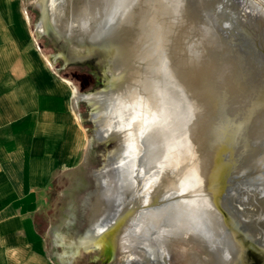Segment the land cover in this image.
Wrapping results in <instances>:
<instances>
[{"label":"rangeland","instance_id":"obj_1","mask_svg":"<svg viewBox=\"0 0 264 264\" xmlns=\"http://www.w3.org/2000/svg\"><path fill=\"white\" fill-rule=\"evenodd\" d=\"M21 1L30 18V25L38 45L43 54L49 59L52 67L59 70L62 75H69L70 79L77 85L78 90L76 91L78 93L84 94L101 89L104 84L103 79L107 75L106 68L108 65L110 66L113 54L89 42L81 44L75 38L68 39L65 35L57 33L53 28L47 33L38 32L35 29V23L40 17V9L35 0ZM135 1L137 4H133L131 11L146 10L147 21L144 22V25L149 27L154 15L153 10L157 6L156 0H145V3L144 0ZM159 1L162 5L161 28H164L168 38L166 47L168 51L172 48L171 53L174 54L175 64L178 63L176 65V70L179 73L176 81L178 91L176 92H179L177 94H180V96L178 95V99L176 97L178 108L175 119V122H179H174L173 127H171L172 125L169 123L171 121H166L164 128L169 130L166 132L164 129L167 135V137L164 135L165 138L162 141L164 143V154H162L163 157H158L157 161L160 163L161 168L174 166V170L172 169L170 174L165 172L164 175H168L170 179L175 178L177 187H163L158 190V193L152 190L148 196V202L139 208L138 215L141 214L139 218H142L145 209H155L165 202H172L176 199L177 201H186V204L185 202L183 204L182 201V204H180L181 202L178 201L180 209L181 207L184 210L190 208L189 212L191 214L193 209L200 210L202 214L199 212H196V214L203 215L204 221L201 220L202 217L199 216L200 219L197 217L198 214L197 216L194 214L196 210H193L194 215L192 214L191 219L196 216L198 218V220L196 219L197 224L189 219L190 216L184 215V217L181 214L180 217L186 220L182 218V221L179 220V226H181L179 236L162 238L156 246L153 243L151 247H138L139 254L131 260L122 259L120 264H264V128L262 127L264 125L261 124H264V118H262L263 120L258 118L264 115V0ZM121 3V0H114L110 10L116 13L121 8ZM104 17L106 18L105 21L98 25L108 34V32L115 29L113 27L118 19L109 18V16ZM139 17L141 19L143 15ZM135 22H139V20L133 21L131 25L127 26V30H124L125 33L123 32L124 35L121 36L122 32L119 29L115 30L114 33L118 37L121 36V41L128 42L129 49L135 55L131 59L133 63H139L142 72L149 74L146 57L142 50H138L139 45L135 44L139 42L140 36H143L142 31ZM211 41L212 45L210 44ZM192 44L194 49L190 48ZM214 44L217 47L220 45L219 48L222 47L223 50L217 48L216 51ZM207 45L209 46L207 47ZM210 45L214 46V53ZM185 46L188 47L187 52ZM223 46L226 47V51H224ZM209 49H212V51H209ZM220 51L223 53H220ZM225 52L226 56L224 55ZM194 53L200 55L196 56ZM193 57H197V59L206 57V59L197 61ZM222 69L224 70V76L221 75L220 77L216 73L222 74ZM230 69L232 70L229 71ZM225 70H228V74ZM229 74L230 76H228ZM189 76L191 77L189 78ZM216 76L219 78H216ZM220 78L221 80H218ZM188 89H191L192 93ZM179 90H183L184 94L190 92L189 94L186 93L189 98L183 93L181 96ZM195 91L200 92L197 94L198 96L195 95L194 97ZM222 93L225 94L223 100L221 99ZM185 96L188 102L190 100L189 103L192 106L186 103ZM216 96L218 98H215ZM236 98L239 100L237 101ZM191 99H194V102ZM234 99L236 101H233L232 106L235 104L236 107L235 105L232 107L230 103ZM215 100H217V104L214 103ZM182 101L183 103H181ZM237 102L242 103L241 107H238L240 104H236ZM226 103L229 104L228 107ZM77 104L80 121L87 133L86 163L82 170L84 183L76 184L75 176L69 174L68 177L64 178L65 184L61 185L60 190H58L63 195H60V199L53 202L52 223L54 228H50V239L54 241L52 251L56 254L66 249L71 264H114L113 261L107 260L105 256L101 257L97 248L91 249L81 242L91 220L97 215L102 217L104 214V203L99 191H106V185L104 182H100L93 175V172L102 166L106 146L96 138V127L91 120V106H89V103L79 99ZM187 104L189 107L184 106ZM182 106L187 109L193 108L192 110L188 109L192 115L185 117L186 114L190 115V113ZM181 108H184L187 112ZM228 108L227 111L229 112L227 113L226 109ZM235 108L238 112H235ZM194 113L196 114L194 115ZM193 115L196 119L192 117ZM121 118V131L127 136L126 138L129 137L131 141L135 140L131 142V146L139 160L137 171L141 173L142 167H144L142 165L148 164V160H145L148 158L147 154L149 153L146 145L147 134L149 133L151 138L155 133L151 134L153 132V130L151 131V125L143 122L144 117L141 115L134 114L130 116V119H126L128 117L123 115ZM101 119L102 125H106L109 119V112L106 108L102 111ZM252 119L260 122V124ZM180 120L184 121V126ZM248 122L249 124L253 122L254 126L253 124L248 126ZM188 123L189 125H187ZM179 125H182L183 129L187 126L188 130L184 129L186 133L181 131L183 129ZM180 128L181 130H178ZM236 130L240 131L237 132ZM247 132L248 134H246ZM179 133L183 136L180 137ZM133 135L135 137H132ZM144 137H146V141L143 139ZM142 140L146 144L142 143ZM171 140L174 141L175 148L172 149L173 151H170L169 146ZM162 142H160L161 145ZM145 154L146 156H143ZM154 162L152 164L149 161L148 166L152 164L153 167ZM119 168L120 163L117 169ZM114 169L112 167L110 171H114ZM116 180H109L108 184H114L117 182ZM181 180L182 182H180ZM199 199L201 202L204 201L203 204ZM193 200H198L200 204ZM187 201L193 204L187 203ZM206 201L213 209L205 203ZM196 207H200V209L198 210ZM183 209L181 210L184 211ZM207 210H210V213ZM191 214L188 213V215ZM65 217L67 219L63 221ZM209 217H211V220H209ZM183 222L193 224L191 227H194V224L195 226L198 225V223L204 227L200 228L198 225L195 228H199L190 231L187 223V226L181 225L184 224ZM202 222H205L204 225ZM211 223L213 225H209ZM205 224L213 226L211 229L214 230H211ZM214 227L220 229L216 231L218 236L220 234L219 238L215 233H211L212 231L215 232ZM207 230L211 232L209 233ZM204 233L206 234L203 235ZM60 236H64L65 243L63 246L55 241H58L57 238H60ZM149 237L156 238V230H151Z\"/></svg>","mask_w":264,"mask_h":264},{"label":"bare ground","instance_id":"obj_2","mask_svg":"<svg viewBox=\"0 0 264 264\" xmlns=\"http://www.w3.org/2000/svg\"><path fill=\"white\" fill-rule=\"evenodd\" d=\"M121 1H122L121 6H120L121 8H119V10H117L116 13H113L110 10V8H111V5L113 4L114 0H35L36 5L40 9L39 10L40 11V17H39V19H37V22H36V29L38 32L47 33L51 28H53L57 33L65 35L68 39L75 38L81 44H84L85 42H89L92 45L103 48L107 52H109V53L111 52L113 54V58L110 60L111 64H110V66L108 65L106 68L107 75L103 79V81H104L103 87L101 89H98V90L96 89L95 91H91V92L84 93V94L75 93V98L76 99H83V100H85L91 104L90 115H91V120L94 122L95 127H96V138H98L100 141L105 142L107 144L106 154L104 157L103 164H102V166H100V168H98V170H95L93 172V175L100 182H104V184L106 185V191H104V192L99 191L100 197L104 203L103 204V210H104L103 213L104 214L102 215V217L97 215L96 217H94L91 220L90 226H89L88 230L86 231V233L84 234V236L82 237L81 242L85 246L90 247L91 249L98 247L99 248L98 251H99L100 256L101 257H103V256L108 257L110 261L114 262V264H120L122 259H127V260L133 259V257L135 255L139 254L137 251L138 247H141V246L146 247V248L151 247L153 245V243H155V246H156V245H158L160 239H162V238L163 239L168 238V237L175 238L176 236H179V233H180L179 228L181 227V226H179V220H181V218L185 219L183 217H180L181 214H183V216L187 215V217L190 216L189 219H191L192 214L196 210V209H193L191 206V210L192 209L194 210V211L193 210L191 211V212H193L192 214L189 212L190 208L187 210H184L181 207V209L184 210V211H182L180 209L179 205L182 204V202H183V204H184V202L186 204V201L181 200L182 201L181 202L180 200H178L181 202L179 204L178 201L176 199H174L172 202H165V203L161 204L160 207H157L155 209H150V210L145 209L143 212V214H144L143 217L139 218V216L141 214L138 215V212H139L138 210L140 207H142L143 205H145L148 202V196L152 190H154L155 192L158 193V190L160 188H163V187L164 188L177 187V183L175 182V178L170 179L168 175H164L165 172L170 174L172 169L174 168V166L161 168L160 163H158L157 159H158V157L160 158V156L163 157L162 154H164V145H163L164 143L162 142V141H164V138H165L164 135H166L164 132V129L166 132L169 130V129L166 130V128H164V126H166V121L170 120L171 122H169V123H171V125L172 124L174 125V122L176 119V114H177L176 111L178 108L176 97L178 99V95L180 96V94H177L179 92H176V91H178L176 89V86H177L176 81H177L179 73L176 70V65L178 63L175 64L174 54L171 53L172 48H170V50L168 51L167 47H166L168 44L167 33L164 31V28H161L162 27V24L160 23V16H161V9H162L161 2L159 0H156L157 6L153 10L154 15L151 19L152 23H151V25H149V27H147L146 25H144V22L147 21L146 10L143 11V9H142V10L133 12V11H131V8L134 6L133 4H137V2L135 0H121ZM144 3H145V0H144ZM142 15H143V17L140 19L139 16H142ZM104 16H109V18L111 17L113 19H115V18L118 19V21L115 23V26L113 27L115 29L112 32H108V34L110 36L107 34L106 31L103 30V28L99 27V25H98L99 23L105 21L106 18ZM109 20H108V22H109ZM137 20H139V22H135V24L137 23V26L142 31L143 36L142 37L140 36V38L138 40L139 42H136L135 44L139 45L138 50H142L143 54L146 57L148 69H149V74H145L142 72L141 65L139 63H137V64L133 63V60H131V59H133L135 57V55L129 49L128 42L123 41V40L121 41V36L124 35V33H125L124 30H127V28H128L127 26L131 25L133 23V21H137ZM118 29H119V31L122 32L121 36L119 35V37L114 33L115 30H118ZM210 44L211 45L213 44L212 41L210 42ZM184 45H186V44H184ZM211 45H210V47L213 48L214 46L212 47ZM208 46L209 45H207V47ZM218 46L220 47V45H218ZM185 47L187 48L186 49V52H187L188 47L187 46H185ZM219 47L216 46L215 50L217 51V48H219ZM190 48H193V44L190 45ZM223 48L225 49L226 47L223 46ZM218 50H223V49L221 47ZM209 51H212V49L211 50L209 49ZM224 51H226V49ZM227 51H229V50H227ZM201 52H202V50H201ZM206 52H207V50H206ZM214 52L215 51L213 48V53ZM221 52L222 51H220V53ZM225 54H226V52L224 53V55ZM190 55L192 56V54H190ZM195 55H194V57H195ZM197 55H200V54H197ZM209 55H210V53H209ZM218 56H219V54H218ZM189 57H188V59H189ZM204 58L206 59V57H204ZM218 58H221V57H218ZM194 59L199 61V59H201V57H199V59H197V57ZM203 59H201V60H203ZM222 59H223V57H222ZM221 60H220V62L223 61V60L222 61ZM224 60H226V59H224ZM215 61H216V59H215ZM202 63H203V61H202ZM216 63H217V61H216ZM184 64H185V62H184ZM195 64H197V63L195 62ZM218 64H221V63H218ZM232 65H233V63H232ZM230 66H231V64H230ZM212 67H214V66H212ZM218 68H219V66H218ZM224 68H225V66H224ZM226 68H227V66H226ZM185 69H186V67H185ZM232 69H230L229 71H231ZM234 69H235V67H234ZM234 69H233V71H234ZM188 70H190V69H188ZM227 71H226V73L228 74ZM188 72H190V71H188ZM223 72H224V70L222 69V74H220V73H216V74H219V76L221 77V75L224 76ZM226 73H225V75H226ZM190 74H191V72H190ZM228 76H230V74ZM228 76H226V77H228ZM190 77L191 76H189V78ZM192 78H193V76H192ZM192 78H191V80H192ZM211 78H212V76H211ZM216 78H219V77L216 76ZM178 80H180V79H178ZM195 80L196 79L194 78V81ZM218 80H221V78ZM221 82H220V84H222ZM183 83H184V80H183ZM194 83H196V82H194ZM207 83H208V81H207ZM218 83H219V81H218ZM218 83H216V84H218ZM211 86H213V85H211ZM217 86H220V85H217ZM201 88H202V86H201ZM217 88H220V87H217ZM188 90L190 91L191 89H188ZM182 91H180L181 96L183 93ZM190 92H185V94L186 93L189 94ZM199 92L200 91H198V93ZM198 93L195 91L194 97ZM216 95H218V94H216ZM224 95L225 94L222 95V98H221L222 100L224 99L223 98ZM187 96L189 98V95H187ZM218 96H216L215 98H218ZM227 98H229V97H227ZM181 99H183V98L181 97ZM186 99H187V97H186ZM193 100L194 99H191V101H193ZM238 100L239 99H237V101ZM216 101L217 100H215L214 103L217 104ZM233 101H236V100L234 99V100L230 101L231 106L234 103ZM189 102H190V100H189ZM189 102L187 99L186 103H189ZM181 103H183V101ZM238 103L240 104L238 107H241L242 103L237 102L236 104H238ZM229 104H227V107ZM190 105L192 106L191 103H189V106ZM234 105L232 107H234ZM184 106L187 107L188 104L184 105ZM184 106H182V107H184ZM216 106L218 107V105H216ZM236 106L237 105H235V107ZM186 107H184V108H186ZM104 108H106L107 111L109 112V119H108L106 125H104V124L102 125V123H101V120H102L101 116H102V111L104 110ZM214 108H216V107L214 106ZM222 108H223V106H222ZM237 108H235V110ZM188 109H190V108H188ZM192 109L193 108H191L190 110H192ZM182 110L180 111L181 113H182ZM187 110L184 109V111H186V112H187ZM227 110H229V108L226 109V111ZM214 111H216V110H214ZM188 112H189V110H188ZM194 112H196V111H194ZM228 112L229 111H227V113ZM235 112H238V111L236 110ZM134 114L138 115V116L141 115L142 117H144L143 122L149 123L152 127L151 131L153 130V132L151 134L155 133L154 135H152L153 138L152 137L150 138L149 133L148 134L146 133L148 136L147 141L145 139L146 137H144L143 139H145L147 144H146V142H143V140H142V143L147 145V151L149 152L147 154L148 158L146 157L147 159H145V160H148V162H147L148 164H149V161L152 164H153V161H155V162H154L153 167H152V164H150L149 166H148V164L142 165L144 167H142L141 173H139L137 171V168H138L137 164H138L139 160L137 159V154L134 153V149L131 146V142L135 141V140L131 141L129 139V137L126 138L127 136H125L123 134L124 132L121 131L122 130V124H121L122 118L121 117L124 115V117H128L126 119H130V116H133ZM184 114H185V112H184ZM195 114L196 113H194V115ZM214 114H215V112H214ZM253 114H255V113H253ZM258 114H260V113H258ZM191 115H192L191 113H190V115L186 114L185 117L186 116L189 117ZM194 115L192 117L196 119V117H194ZM256 115H257V113H256ZM261 115H262V113H261ZM251 116L253 117V115H251ZM263 116L258 117V118L262 119V118H264ZM198 117H200V116H198ZM255 120H256V117H255ZM255 120H253V121H255ZM263 121H261V122H263ZM178 122L179 121H176L175 123H178ZM255 122L257 124L258 123L260 124V122H257V121H255ZM183 123H184V121H181V124L184 126L185 123L184 124ZM248 124H249V122H248ZM252 124H253V122L250 123L248 126H251ZM261 124L264 125L263 123H261ZM173 125L171 127H173ZM187 125H189V123ZM175 126H176V124H175ZM181 126L179 125V127H181ZM253 126H254V124H253ZM186 127L187 126H185L184 129ZM252 127H249V128H252ZM262 127L264 128V126H262ZM167 128H169V127H167ZM181 128L178 130H181ZM171 129H173V128H171ZM184 129L181 131H185V133H186V130H188V128H186V130H184ZM147 130H148V128H147ZM157 130H158V132H157ZM239 131H237V132H239ZM182 133L184 134V132H182ZM234 133H235V131H234ZM246 134H248V132ZM127 135H128V133H127ZM140 135H142V134H140ZM168 135H169V133H168ZM179 135H180V133H179ZM179 135H177L178 138L183 136V135H180V137H179ZM241 135H242V133H241ZM172 136H173V134H172ZM132 137H135V135H133ZM166 137H167V135H166ZM140 138H142V137H140ZM176 139H177V137H176ZM160 142H162V145ZM133 145H134V143H133ZM134 146H136V145H134ZM169 146H170V151L172 149L174 150V148H175L174 147V141L171 140V144ZM181 148H182V146H181ZM145 151H146V149H145ZM143 156H146V154ZM199 157H201V156H199ZM191 158H192V156H191ZM143 159L144 158H142V160ZM144 162H146V161H144ZM160 162H162V161H160ZM119 163H120V168L117 169ZM112 167L115 168L114 171H110V169ZM187 174L189 175L190 173H187ZM113 179H115V180L117 179L116 180L117 182H115L114 184H112V183L108 184V181L113 180ZM184 181H186V180H184ZM180 182H182V180ZM170 195H171V193H170ZM191 199H193V198H191ZM200 199H203V198H200ZM200 199H199V201L201 202ZM190 201H187V203H189ZM196 201L198 202V200H196ZM196 201H194V202H196ZM200 202H198V203L200 204ZM203 202H201V204H203ZM190 203H192V202H190ZM198 203H197V205H198ZM205 203L207 204V201ZM207 205L211 206L209 203ZM196 208H198V210L200 209V207H196ZM208 208H210V207H208ZM211 208H212V206H211ZM207 211L210 213V210H207ZM181 212H183V213H181ZM196 212H199L202 214V212H200V210L199 211L196 210L194 214H196ZM188 213L191 215H188ZM197 214H196V216H197ZM199 216L202 217L201 220L204 217L203 215L201 216L200 214H198L197 217L199 218ZM197 217L195 218V220H194V218L191 220L196 222V219L198 220ZM103 218H105V219H103ZM209 220H211V217H209ZM181 221H180V223H182ZM202 221H204V219ZM183 223L184 224H181V225H186L187 222H183ZM204 223H203V225H204ZM196 224H197V222H196ZM187 225H188V228L190 231H193L194 229L199 228V227L195 228L196 226L199 225V223L196 226L194 224V227H191V225L193 226V224H190L189 222L187 223ZM209 225H213V224L211 223ZM209 225L205 224V226H207V227ZM203 227L204 226H202V225L200 226V228H203ZM209 227L211 229V227H213V226H209ZM185 229H187V228H185ZM218 229H216L215 232H213V231L212 232L210 231V232L215 233V235H217L216 231H218ZM151 230H156V234H157L156 238L149 237V232ZM211 230H214V229L212 228ZM207 232H209V231L207 230ZM206 233H204L203 235H205ZM212 235L214 236V234H212ZM219 236H220V234H219ZM219 236L217 238H219Z\"/></svg>","mask_w":264,"mask_h":264},{"label":"crops","instance_id":"obj_3","mask_svg":"<svg viewBox=\"0 0 264 264\" xmlns=\"http://www.w3.org/2000/svg\"><path fill=\"white\" fill-rule=\"evenodd\" d=\"M76 90L43 54L22 1L0 0V264L72 263L52 251L50 228L64 178L84 183Z\"/></svg>","mask_w":264,"mask_h":264},{"label":"water","instance_id":"obj_4","mask_svg":"<svg viewBox=\"0 0 264 264\" xmlns=\"http://www.w3.org/2000/svg\"><path fill=\"white\" fill-rule=\"evenodd\" d=\"M89 103V102H88ZM89 105L91 106V104L89 103ZM102 143H104L105 144V146L107 147V144L105 143V142H102ZM106 147H105V150H106ZM97 249H99L98 247H97ZM104 257V256H103ZM105 258L107 259V260H109V258L108 257H106L105 256Z\"/></svg>","mask_w":264,"mask_h":264}]
</instances>
